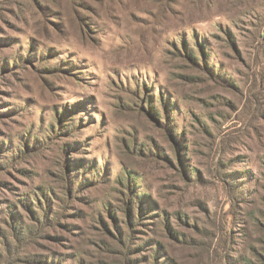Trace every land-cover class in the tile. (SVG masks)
I'll return each mask as SVG.
<instances>
[{"label":"rangeland","instance_id":"1","mask_svg":"<svg viewBox=\"0 0 264 264\" xmlns=\"http://www.w3.org/2000/svg\"><path fill=\"white\" fill-rule=\"evenodd\" d=\"M128 173L135 264H264V0H0V264H121Z\"/></svg>","mask_w":264,"mask_h":264},{"label":"trees","instance_id":"2","mask_svg":"<svg viewBox=\"0 0 264 264\" xmlns=\"http://www.w3.org/2000/svg\"><path fill=\"white\" fill-rule=\"evenodd\" d=\"M197 47L200 51V53L202 55H206V52L204 51V49H202V46L200 43H197ZM184 49L186 51V58H188L189 61L194 62V63H198V59L197 56L195 55V53L190 50V47H188V45L185 43L184 44ZM209 63L207 62V65ZM210 67V66H209ZM58 68H52L50 70L46 69L47 71H51V72H55V70H57ZM221 77V76H220ZM222 78V77H221ZM165 101V100H164ZM149 112H151L153 115H155V117L157 118H161L158 115V110L156 107V104L154 102V100L151 98L149 99ZM162 102H163V98H162ZM159 124H161V122H158ZM171 125V123L169 124ZM174 129V128H173ZM173 129H172V133H173ZM174 135V133H173ZM175 137V136H174ZM179 142V141H178ZM129 174V181L128 184L125 188L128 190V196L125 200V217H126V226H127V230H128V237L126 239L119 238L117 239V246H118V254H119V258L121 260V264H135L133 261V249H134V243L133 241L135 239H133L132 234L134 233L135 230V220H136V215H135V211H134V206H133V197L137 196V191H136V185H132V179H131V174ZM128 176V175H127ZM72 188H71V183L70 181H67V195L70 196L73 194L72 192ZM133 196V197H132ZM143 198V197H142ZM142 198H139V200H141ZM63 204H65L67 206V198L66 201H63ZM237 216V212L236 211H232L231 212V218L232 220L235 219ZM62 215L61 214H57L55 217H53V219H48L47 216H44V219L42 221H39L38 223L40 224L37 226H34L33 228H29V231H24L23 230H18L16 227H14V229H12L13 234H12V240L13 241H9L8 243H5V247H6V256L7 254L10 255V260H14V257L18 251L13 252L12 249L16 248L13 247L14 245L20 247L21 244H31L34 242H37L38 240L42 239L44 234L46 233V230L48 228V226H52V228H54L55 226H59L60 224V220H61ZM41 222V223H40ZM229 241L226 240L225 241V246H227V250H226V256L223 257L221 259L220 264H231V257L230 254L228 253V246ZM226 248V247H225ZM71 255V254H70ZM74 258H77L74 257ZM43 264H55L54 261H52V259H50V262L48 261V259H45V262H43Z\"/></svg>","mask_w":264,"mask_h":264}]
</instances>
